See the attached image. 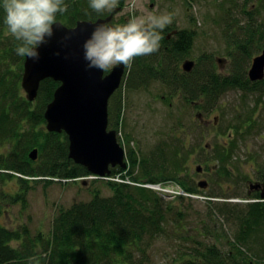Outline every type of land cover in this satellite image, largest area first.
<instances>
[{"label": "trees", "instance_id": "1", "mask_svg": "<svg viewBox=\"0 0 264 264\" xmlns=\"http://www.w3.org/2000/svg\"><path fill=\"white\" fill-rule=\"evenodd\" d=\"M250 1L251 13L246 12L250 10L247 9ZM65 2L68 11L57 15V22L67 27H75L79 21L107 18L111 14L94 12L89 7V0ZM125 3L118 1V6L123 7ZM242 11L246 16L253 17V12L262 16L264 0H245ZM3 18L4 12L0 8V183L12 184L10 200L25 205L26 192L39 184L47 187L56 182H73L94 176L69 158L67 135L52 133L46 128L44 114L60 83L46 79L40 85L37 100L30 102L27 99L22 87L25 57L16 55L19 42L10 35ZM240 26L239 18L235 19L232 27L241 34L238 38L233 37L232 44L230 42L229 51L235 50V53L230 54L233 63L232 73L228 75L220 74L214 57L206 54L200 58L203 65L199 64L187 77L182 75L180 64L192 50L195 36L184 29L168 40L164 30L159 51L133 61L109 103V128L123 132L119 142L126 145L128 168H112L107 179L94 177L90 182L101 185L92 189L91 199L62 208L47 237L22 240L14 232L26 229L11 231L0 226V264H154L149 254L152 244L168 234L171 218L180 220L195 211L193 205L186 204L193 196H205L206 201L214 205L210 206L206 218H220V231L215 227L212 232L206 219L194 234L180 227L179 231L185 233L179 236L188 245L179 251V255H167L171 264H264V200L260 193H248L252 173L258 179H264V158L259 161L251 157L242 162L238 155L239 138L243 134L251 136L255 128L262 125L264 116V79L253 82L248 76L252 59L264 50V23ZM227 27L230 41V36H234L230 32L235 30ZM157 83L167 89L158 97L163 103L173 106V100L182 99V106L176 111L171 108L169 117L175 124L170 136L181 129L183 137L176 139L177 144L172 146L165 141L149 152H143L140 147H130L133 138L125 132L127 99L129 94L149 91ZM230 91L241 92L244 95L242 105L248 109L235 114L234 124L232 121L225 123L224 113L214 117L217 137L210 147L206 145L201 150L210 152L204 169L210 171L211 183L214 181L220 190L204 195L198 185L188 181L189 158L200 147L187 146L192 137L189 138L185 127L204 130L203 117H208ZM251 96L257 97L253 104H250ZM198 109L201 112L191 123H185L184 118L177 116L181 110L185 113ZM215 118H218L217 122ZM261 130L258 129L257 134ZM34 149L39 151L36 161L29 156ZM169 184L176 185L185 194H167L153 188L165 189ZM224 184H228V190ZM239 184L247 190L243 186L238 189ZM104 190H108L109 195H104ZM213 198L216 201L211 200ZM232 198L249 202L234 204L228 201ZM226 225L231 227L230 232L226 231Z\"/></svg>", "mask_w": 264, "mask_h": 264}, {"label": "rangeland", "instance_id": "2", "mask_svg": "<svg viewBox=\"0 0 264 264\" xmlns=\"http://www.w3.org/2000/svg\"><path fill=\"white\" fill-rule=\"evenodd\" d=\"M234 1L236 5L233 4ZM244 3L245 0H190V2H188V0H128L123 5V9L119 7L121 11L117 9V2L115 17L111 23L114 25L123 24L132 16L147 17L153 13H174L172 24L176 22L179 28H194L197 35L194 46L185 59L196 60L197 63L201 64L200 57L204 54L212 55L215 59L217 71L220 72V74L228 75L232 73V71H230L232 70V64L230 63L231 59L228 56V50L231 48L230 42L232 44L233 37L238 38L241 34L240 30L232 27L234 20L239 18L240 27L252 25V23L255 25L264 23V13L262 16H258L257 13L253 12V17L251 15L246 16L242 11ZM251 4L252 1L248 2L247 9H250ZM252 10L253 9L246 10V12L251 13L250 11ZM227 26L232 27L231 31L235 30L234 32H230L234 34V36H230L232 37L230 41L226 33ZM232 53H235V50H231L230 54ZM218 58L226 59L222 68L217 61ZM166 90L167 89L157 83L152 85L149 91L142 90L129 94L125 111L127 125L125 132L133 138L130 147H140L143 152H149L158 143L166 141L168 146H172L173 144H177V140L181 138V136L183 137V131L180 132L181 129L177 132H172L170 136V130L174 128L175 124L174 122L172 123L169 117L172 110L176 111L182 106V99L181 97H177L173 100V106H168L158 98L162 96ZM25 94L27 96V93ZM243 99L244 95L241 92L230 91L221 99L215 110L205 118L207 124L204 126V130L202 128L195 130L194 127H192L191 130L189 127H185V132L189 133V138L192 137L187 146L200 147V149H195L196 154L189 158L191 168L189 170L190 176L188 177V181L196 185L202 180L208 181L209 186L206 189L199 187L204 195H208L211 192L218 193L220 187L214 181L211 183L213 177L210 171L204 169V162L207 157H210V152H203L201 148H205L206 145L210 147L213 140L217 137L216 130L214 129V117L224 113L225 123L231 121V123H235V114H239L243 112V110L248 109V107L244 109L242 105ZM256 99V96H251L250 104H253V101ZM171 108L173 109L171 110ZM199 112H201L199 109L194 112L186 110L185 113L181 110V113L177 116L184 118L185 123H191L197 120V114ZM261 121L262 125L255 128L251 136L248 137L243 134V136L239 138L238 155L242 162L251 157L259 161L264 158V116ZM217 125H219V123H217ZM260 128L262 130L260 134H257V130H260ZM122 134L123 132L121 131V133H119V138ZM123 146L126 149V145L123 144ZM199 160H201V162ZM198 165L203 167V171L206 174L202 171V176L197 175L196 167ZM254 177L252 173L250 178L253 180ZM94 179V177L90 176L88 178L78 179V181H73L74 183L69 181H63L62 183L56 182L47 187H45L43 183L39 184L34 189H30L26 192L27 202L25 205L18 202L13 203L12 200H10L12 197V184L4 185L0 183V192L4 191V193H8L7 197L0 201V226L17 230L26 229L33 239H35L34 237L37 236L38 233H42L45 237L49 236L54 220L62 208L67 209L74 203L87 202L91 199L92 189L101 185L99 182H90ZM82 180H88L87 185H83ZM169 185L170 186L163 190L165 193H182V190L176 185ZM223 186L227 188V190L229 189L227 187L228 184H224ZM240 186L242 187L243 185L239 184L238 189H240ZM209 188H211L212 191L209 190ZM245 188L246 187L243 186L244 190ZM104 195H109V191L104 190ZM206 198L205 196H193L186 204L193 205L195 211L190 212L191 214H189V216L181 218L180 220L175 219V217L171 218L172 220L167 226L168 234L164 236V239L160 237L154 241L150 249L152 250V254L148 249L154 264H171L170 260L167 259V255H179V251L182 249L184 250L188 245L187 241L179 236V234L185 233L179 231L180 227L194 234V230L202 228L203 219H206L207 222L205 221V223L209 224L208 227L212 232H214L215 227L217 231H220L219 226L222 223L220 218L216 217L213 220L206 218V214L210 211V206H214L213 204L210 205V203L206 201ZM167 199L172 198L168 197ZM211 200L216 201L215 198ZM228 201L240 205L249 202L246 199L243 200L240 198H232ZM193 213L196 214L193 215ZM226 229V231H231L229 225H226Z\"/></svg>", "mask_w": 264, "mask_h": 264}, {"label": "water", "instance_id": "3", "mask_svg": "<svg viewBox=\"0 0 264 264\" xmlns=\"http://www.w3.org/2000/svg\"><path fill=\"white\" fill-rule=\"evenodd\" d=\"M113 15L96 21H79L75 27H67L58 21L54 36L39 48V59L25 57L22 87L28 100L34 102L41 83L53 79L60 83L53 100L45 111L46 128L52 133H65L69 141V158L81 165L95 178L107 179L111 169L128 168L125 148L119 142V133L109 128V103L120 89L126 68L116 65L109 71L89 69L83 58L82 45L97 25L110 24ZM71 39L62 42L64 36ZM193 62L184 63L190 71ZM249 76L252 81L264 79V51L254 59ZM216 122L218 118H215ZM38 149L30 153L36 161ZM196 171L201 173L202 166ZM87 185V180H82ZM199 187L206 189L208 182L202 180ZM258 189L259 184H252ZM264 188V185H263ZM264 200V189L260 194Z\"/></svg>", "mask_w": 264, "mask_h": 264}, {"label": "clouds", "instance_id": "4", "mask_svg": "<svg viewBox=\"0 0 264 264\" xmlns=\"http://www.w3.org/2000/svg\"><path fill=\"white\" fill-rule=\"evenodd\" d=\"M118 0H89V7L96 13L111 11ZM3 23L10 35L18 41L16 55L39 59V48L54 36L57 15L68 11L65 0H0ZM174 13L132 16L123 24H102L93 28L85 39L83 58L89 69L109 71L116 65L130 69L133 61L141 56L159 51L162 33L172 24ZM71 39L63 37L62 42Z\"/></svg>", "mask_w": 264, "mask_h": 264}, {"label": "flooded vegetation", "instance_id": "5", "mask_svg": "<svg viewBox=\"0 0 264 264\" xmlns=\"http://www.w3.org/2000/svg\"><path fill=\"white\" fill-rule=\"evenodd\" d=\"M120 2H121V0H119ZM125 2H127L128 0H124ZM120 6H118L117 7V9H119L120 11H121V9L120 8H124V7H120ZM115 10H116V8L115 9H113L112 11H111V14L110 15H113V19H114V17H115ZM114 25V24H113ZM184 29H186V30H188V31H191L192 33H193V35L195 36V40H196V31H195V29L194 28H179V25L178 24H176V22H174L173 24H171V25H169L166 29H165V31H167L166 33H167V39L168 40H171L172 38H174L176 35H178V33L179 32H181L182 30H184ZM194 46V45H193ZM193 48V47H192ZM229 51V50H228ZM263 51L264 50H262V52L259 54V55H261L262 53H263ZM230 53H231V50L228 52V56L230 57V59H231V61H230V63L232 64L233 63V57L230 55ZM232 54H234V53H232ZM258 55V56H259ZM203 57V56H202ZM257 57V56H256ZM256 57H254L253 59H252V61H251V65H250V68H249V70H248V76H249V71L251 70V68H252V65H253V62H254V59L256 58ZM201 58V57H200ZM199 58V59H200ZM225 60L226 59H224V58H222V59H220V58H218L217 59V61H218V63H219V65H220V67L222 68L223 67V64L225 63ZM187 61H191V62H193V64H192V67H191V70L190 71H186L185 69H184V63L185 62H187ZM200 63H197L196 62V60H192V59H184L182 62H181V64H180V68L182 69V75L184 74L185 75V77H187L190 73H192L195 69H196V67H198V65H199ZM202 65L204 64V62L203 63H201ZM220 73V72H219ZM126 75V74H125ZM223 75H226V74H223ZM125 77V76H124ZM249 79H250V76H249ZM251 80V79H250ZM252 81V80H251ZM253 82H256V81H253ZM234 92V91H233ZM203 122L205 123V125L207 124V122H206V119L203 117ZM198 173V172H197ZM203 173H204V171H203ZM202 172L201 173H198L197 175H201L202 176V174H203ZM204 174H206V173H204ZM208 182V181H207ZM252 184H259L260 185V187L258 188V189H255V188H252L251 187V185ZM263 185H264V179H258L256 176L254 177V179L252 180H250L249 182H248V190H249V194L251 195L252 193H262V191H263ZM7 195H8V193L7 192H5L4 193V191L3 192H0V198H4L5 199V197H7ZM261 198V197H260ZM1 199V200H2ZM9 229V228H8ZM9 230H11V231H18L17 229H9ZM14 233H16V234H18V236H19V238L20 239H25V238H32L31 237V235H30V233H29V231H23V232H14ZM41 236H43V234L42 233H38L37 234V236H35L34 238H40Z\"/></svg>", "mask_w": 264, "mask_h": 264}, {"label": "built area", "instance_id": "6", "mask_svg": "<svg viewBox=\"0 0 264 264\" xmlns=\"http://www.w3.org/2000/svg\"><path fill=\"white\" fill-rule=\"evenodd\" d=\"M153 188H157V189H159L160 191H163V190H165V189H162L160 186H154ZM177 194H179V193H177ZM181 195H184L185 193L182 191V193H180Z\"/></svg>", "mask_w": 264, "mask_h": 264}]
</instances>
